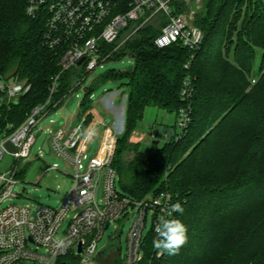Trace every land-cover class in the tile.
<instances>
[{"label":"trees","instance_id":"1","mask_svg":"<svg viewBox=\"0 0 264 264\" xmlns=\"http://www.w3.org/2000/svg\"><path fill=\"white\" fill-rule=\"evenodd\" d=\"M263 1L204 0L195 20L203 41L193 56L176 44L156 48L160 31L148 25L109 60L129 57L133 66L106 71L85 88L80 117L94 109L90 96L99 84L113 81L125 89L123 129L111 164L121 194L139 201L164 192L184 207L172 217L188 228L179 254L156 257L149 233L139 264H264ZM26 5L0 0V79L30 86L9 103L0 94V138L47 101L51 79L60 72V54L45 40V17L27 16ZM79 77L76 69L63 72L50 101L67 96ZM185 83L189 93L183 98ZM147 108L174 116L185 111L188 123L180 132L175 125L163 128L150 140L163 144L141 152L128 138ZM91 124L88 115L84 129ZM125 153L133 157L124 161ZM118 256L111 248L91 264H125ZM63 262L78 264L71 255L56 264Z\"/></svg>","mask_w":264,"mask_h":264},{"label":"built area","instance_id":"2","mask_svg":"<svg viewBox=\"0 0 264 264\" xmlns=\"http://www.w3.org/2000/svg\"><path fill=\"white\" fill-rule=\"evenodd\" d=\"M203 1L27 0V16L45 17V40L50 49L60 54V72L51 79L47 101L34 107L13 132L4 133L0 138V161L4 156L10 158L6 170L0 172V264H56L66 255L75 257L78 264H91L98 256L97 243L103 233L110 226L117 230L118 225L126 222L130 224L122 260L125 264H139L142 261L144 238L149 233L153 239L156 238L155 226L161 216H167L174 202L171 195L164 192L139 201L121 194L116 186L117 175L111 166L117 142L115 128L105 126L92 109L80 117L75 126L53 130L47 140L48 152L64 161L72 173L73 185L63 202L57 208L14 204L2 208L1 205L21 196L20 192H16L21 179L15 173L20 161L28 159L30 155L38 122L61 106L60 101H50L59 76L72 69L79 71L76 89L68 95L73 94L90 74L110 62L114 53L148 25L160 31L153 40L156 48L176 44L193 56L203 41V33L195 25ZM29 88L24 82L0 79V94L7 103L18 99ZM188 93L189 88L185 83L182 97H187ZM64 97L67 99L68 96ZM92 98L93 95L90 96ZM88 115L94 118L88 128L90 131L96 132L100 126L103 127L100 147L92 157H88L87 149L94 137L85 140L82 135ZM187 123V112L180 111L176 120L179 132ZM13 163H16L15 167ZM52 170H59L56 164L44 173ZM100 184L101 197L96 200ZM72 211L77 212L70 216ZM68 218L67 228L59 238L57 234L61 223ZM148 225L150 229L145 233ZM118 237L113 234L111 239ZM60 240L64 241V246L59 243ZM154 254L161 256L155 249Z\"/></svg>","mask_w":264,"mask_h":264},{"label":"rangeland","instance_id":"3","mask_svg":"<svg viewBox=\"0 0 264 264\" xmlns=\"http://www.w3.org/2000/svg\"><path fill=\"white\" fill-rule=\"evenodd\" d=\"M132 66L133 61L129 57L123 58L119 61H110L106 63L102 68H98L92 74H90L85 83L82 84L79 89H77L73 94L68 95L72 90L76 89L74 84L73 88L70 89L67 94V99L63 97L59 100V105H61L59 109L38 122L34 132L35 142L30 149V155L28 159L20 161L18 170L15 173V176L21 179V183L16 188V192H20L21 196L2 203V208L10 204L29 205L31 207L42 205L51 208H57L63 202L67 192L73 185V181L70 177L72 173L68 165L60 158L55 156L54 153H45L43 150H41L43 141L45 140L46 136H49L50 133L58 127L65 126L70 128L78 124L80 120V116H78L79 105L84 97L85 88L88 87L95 79H97L106 71H124ZM8 76L9 75H7V77ZM260 76L254 78V80L251 81L248 87L249 89L254 86L255 81L258 82ZM4 80L10 81V78ZM248 88L247 91L249 90ZM92 95V105L94 110L98 113L99 118L102 120L105 126H110L113 128V125L120 121L118 118L122 117V123L117 125L119 130H115V133L118 136L122 132L124 123V109L126 104L125 89L119 88L118 82L109 81L96 86ZM109 97L112 99V103L115 101V104L121 106V111H119V107H115L113 108V111H109V105L103 102L104 99L107 100ZM91 118L93 122L94 118L92 115ZM176 120L177 116H174L173 114H167L155 108H147L144 112L143 119L140 122L139 127L132 130L129 134L128 143L131 145L139 144V149L141 152H143L145 149L152 146V143L150 142L152 135L160 133L163 128H171L175 125V130L179 132V128L176 125ZM163 122L167 125L162 126L161 124ZM102 128L103 127L100 126V128L97 129L96 135L87 149L88 157L95 156L98 152L102 141ZM156 140L160 142V145L163 144V140ZM132 157V153H125L123 155V160L129 161ZM9 164L10 158L8 156H4L3 160L0 161V172L6 170ZM54 164L57 165L59 170H52L44 173L47 168ZM13 165L15 167L16 163H13ZM18 173L20 177H18ZM116 186L117 189H119L117 183ZM100 197L101 184L98 186L96 191V200L100 199ZM75 212L77 211L70 212V216ZM68 221L69 218L65 219V221L61 223V227L57 234L59 238L63 236V233L67 228ZM129 224L130 222H126L123 225L120 224L118 225L117 230H114L113 227L110 226V228L103 233L100 241L97 243L98 251L104 249L109 244L113 234H116L119 235L118 238L120 243V254L118 257L122 259L126 248V235ZM149 229L150 225L147 226L145 233H147Z\"/></svg>","mask_w":264,"mask_h":264},{"label":"clouds","instance_id":"4","mask_svg":"<svg viewBox=\"0 0 264 264\" xmlns=\"http://www.w3.org/2000/svg\"><path fill=\"white\" fill-rule=\"evenodd\" d=\"M83 138L89 140L96 135V132L84 129ZM184 207L180 202L170 205L167 216H161L155 226L156 238L152 240V247L157 250L159 255L167 254L169 256L179 254L181 248L188 241V228L179 218H170L173 213L182 215ZM59 243L64 246V241Z\"/></svg>","mask_w":264,"mask_h":264},{"label":"water","instance_id":"5","mask_svg":"<svg viewBox=\"0 0 264 264\" xmlns=\"http://www.w3.org/2000/svg\"><path fill=\"white\" fill-rule=\"evenodd\" d=\"M81 61L78 62V64H80ZM49 136H46L45 140L43 141L41 148L45 153H48V146H47V140H48ZM152 145H158L159 141L155 140L151 142ZM35 214V211L33 212V215ZM107 228V225H105V229ZM113 248L114 251L119 255L120 254V243H119V239L113 238L109 241V244L102 249L101 251H99L98 255L101 256H105L107 254V251L109 249ZM80 246L78 247V252H80ZM61 264H65V263H61Z\"/></svg>","mask_w":264,"mask_h":264},{"label":"crops","instance_id":"6","mask_svg":"<svg viewBox=\"0 0 264 264\" xmlns=\"http://www.w3.org/2000/svg\"><path fill=\"white\" fill-rule=\"evenodd\" d=\"M112 99L109 97L107 100L106 99H104L103 100V102H105L107 105H109V107L110 108H108L109 109V111H113V108H115V107H119V111H121V106H119V105H117V104H115L116 102L114 101V103H112V101H111ZM125 110V109H124ZM93 112L99 117V115H98V113L93 109ZM113 114V113H112ZM120 116V115H119ZM118 120H120L117 124L115 123L114 125H113V127L115 128V130H119V127L117 126V125H120L121 123H122V117H119L118 118ZM165 123L163 122L161 125L162 126H166L167 124H165ZM122 129H123V127H122Z\"/></svg>","mask_w":264,"mask_h":264}]
</instances>
